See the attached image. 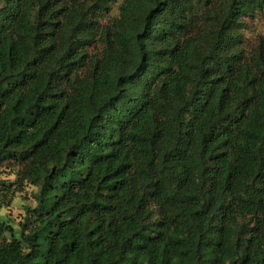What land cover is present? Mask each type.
Here are the masks:
<instances>
[{
	"label": "trees",
	"instance_id": "16d2710c",
	"mask_svg": "<svg viewBox=\"0 0 264 264\" xmlns=\"http://www.w3.org/2000/svg\"><path fill=\"white\" fill-rule=\"evenodd\" d=\"M263 12L0 0V264H264Z\"/></svg>",
	"mask_w": 264,
	"mask_h": 264
},
{
	"label": "rangeland",
	"instance_id": "374dc122",
	"mask_svg": "<svg viewBox=\"0 0 264 264\" xmlns=\"http://www.w3.org/2000/svg\"><path fill=\"white\" fill-rule=\"evenodd\" d=\"M121 0H118L120 2ZM117 11V5L112 6V14L114 15ZM264 32V12L259 14L253 22L250 23L247 30L248 42L251 45L258 34H263ZM15 173H6L2 176L4 182H9L15 180ZM35 188L33 186H25L22 190L15 191V195L12 197L10 203L2 207L0 211V220L9 223L15 230H18V222L20 221L24 207L26 205H35L33 198V192Z\"/></svg>",
	"mask_w": 264,
	"mask_h": 264
}]
</instances>
